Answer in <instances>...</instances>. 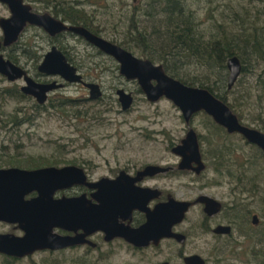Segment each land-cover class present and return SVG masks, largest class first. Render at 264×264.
<instances>
[{
    "label": "rangeland",
    "instance_id": "374dc122",
    "mask_svg": "<svg viewBox=\"0 0 264 264\" xmlns=\"http://www.w3.org/2000/svg\"><path fill=\"white\" fill-rule=\"evenodd\" d=\"M34 1L40 10L42 8L51 10L54 4L64 10H67V6H73L76 8L74 11L89 17L86 18L87 22L91 19L92 24L101 31L100 35L103 38L117 44L128 45L127 50L136 57L162 64L160 54L163 50L159 46L168 43L163 37L166 27L162 24L165 19L161 12L165 0ZM185 2L194 11V20L200 22L199 27L205 33L215 30L216 25H222L228 31H238L231 19L242 22L238 16L245 17V15L254 19L253 12L256 8L258 10L262 8L260 4L250 0H185ZM1 9L4 12L3 8ZM255 16L259 17L257 22L260 24L264 22V16L260 11H256ZM135 31L144 33L143 36L146 37L149 45H146L144 40L137 41L134 38ZM27 35L29 34L26 33L20 39L21 43L27 40ZM68 42L77 51L78 55L74 56L71 53V57L82 64L79 68L80 72L100 84L102 96L97 100H90L86 88L79 84H68L62 90L51 93L52 99L48 100L44 107L39 108L34 105L31 97L25 96L20 99L8 94L7 90L19 89L23 84L22 80L8 81L0 75L1 165L16 163L19 166H28L38 163L52 164L57 161L76 162L94 175L118 172L125 166L137 169L148 163L176 165L179 158L170 151V147L178 143L187 131V125L179 108L164 97L156 102L148 101L140 91L136 80H127L119 73L118 64L114 59L98 54L95 49L76 38H71ZM35 49L37 50V47ZM19 58L24 60L21 55ZM178 58L172 60L171 64L175 65L174 68L181 75L202 77L206 74L210 80H218L221 77L217 68L205 67L183 55ZM249 68L251 72L239 75L237 80L242 78L241 84H237L236 80L229 98L238 100L243 115L242 123L263 131L264 94L258 87L257 78L264 68V62L259 65L253 62V67L249 66ZM226 72L228 74V70ZM262 77L264 78L263 75ZM117 88L131 92L133 103L129 109L121 110L115 94ZM63 98H69L71 103L61 104ZM199 113L194 114L190 125L200 136L202 153L211 152V145L215 143L233 149L235 160L231 170L234 175L216 172L211 159L202 154L207 158V169L199 178L174 172L177 175L172 178H159L150 183L171 187L178 198H190L196 193H210L222 201H229L233 183L228 181V178L232 179L240 174L241 166H238V163L248 158L253 162L256 149L239 134H231L229 137L223 134L212 135L211 144L206 142L203 137L207 138L209 131L204 127L205 117ZM257 164L264 170L261 160H258ZM245 172L253 174V168H246ZM246 176L241 175L240 187L244 190L253 213L258 214L263 220L264 183L262 182L264 180L261 178L259 181L262 183L261 187L253 188ZM211 181L220 182L210 183ZM197 210V208L193 209L188 215L183 228L193 232L190 227L200 220ZM262 225L264 226L263 221ZM263 230L264 227L253 229L254 250L259 247L254 243L255 238ZM196 233L186 244L185 249L202 253L208 258L207 264H263L262 259L254 253L253 257L251 256V240L241 241L238 233H234L233 236L240 239L241 248L240 246L232 250L226 248L217 253L210 250L211 244L203 237L206 235ZM100 252L101 256H99ZM83 255L82 249L56 253L52 256L39 252L32 256V260L38 264L52 260L61 264H78L76 262L79 261L78 259H86V262L91 264H155L165 258H173L172 247L166 242L159 249L133 251L124 243L116 241L108 247L104 246L101 251L93 252V256L83 257ZM9 262L0 256V264H9ZM15 264H31V260L24 259Z\"/></svg>",
    "mask_w": 264,
    "mask_h": 264
},
{
    "label": "water",
    "instance_id": "95a60500",
    "mask_svg": "<svg viewBox=\"0 0 264 264\" xmlns=\"http://www.w3.org/2000/svg\"><path fill=\"white\" fill-rule=\"evenodd\" d=\"M2 1L7 2L12 11L11 18L0 20L5 41L15 39L21 24L25 21L41 26L49 33L59 31L76 33L116 60L119 64V73L127 80H136L148 101L156 102L164 97L177 106L187 125L184 137L171 148V152L181 158L178 163L179 169L190 168L198 173L205 167L200 153L197 132L190 125L194 114L200 111L209 115L227 133L241 135L246 142L256 145L264 152V132L241 123L231 108L207 88L187 85L170 76L162 64H155L147 58L136 57L121 46L94 35L83 26L67 25L54 20L47 13H28L29 6L21 5V0ZM18 7L25 9L26 14H22ZM20 21L21 24L16 28L14 23L17 22L18 24ZM226 66L228 69L227 88L230 89L241 73L242 64L238 56L232 55L227 59ZM39 70L47 74H59L68 82L82 83L89 90V99L101 95L99 84L84 82L82 77L75 72V68L67 63L64 56L57 52L55 48H52V51L45 55ZM0 74L8 81H16L22 78L25 84L21 87V92L35 97L39 103L45 101L47 92L59 86L55 83L35 82L25 69L5 59L1 54ZM115 93L121 110L129 109L133 103L131 92L125 91L123 88H117ZM192 163H194V166ZM168 170L169 167L167 166L149 164L139 171L138 175H153ZM121 173L123 174V171ZM77 174H82V169L75 166L62 168L49 166L34 170L15 167L0 168V183L2 185L0 219L7 222H17L18 226L24 231V234L20 237L9 234L0 235V253L13 257H24L37 250L60 249L80 244L83 241L84 235L60 236L53 232L54 228L75 230L77 227H81L86 233L101 229L106 233V238L121 236L132 243L134 242V244L146 245L149 239L157 242L159 237L169 235L168 228L170 224L179 222L189 205L187 202H179L178 211L174 212V217L166 226L164 221L160 222L157 219L162 209H154L149 213L152 215H148L147 222L138 229L116 228L114 222L119 206L113 205L110 211L105 209L110 217L108 226L106 224L102 225L101 220L98 218L100 210H96L84 197L52 199L53 191L65 183V185L73 183ZM36 182L49 183L52 186L48 192L43 187V193L39 197L31 201H23L22 196L26 189L17 192L19 186L28 183L35 184ZM11 183L18 186L15 192L11 189ZM115 188H111L113 192L116 190ZM118 195L123 197L122 193H118ZM114 196L115 193H113ZM12 199L18 201L17 211H11L10 208L6 207ZM262 202L264 205V198ZM254 217L256 219V216ZM193 259L202 263V260L197 256L189 258V260Z\"/></svg>",
    "mask_w": 264,
    "mask_h": 264
},
{
    "label": "flooded vegetation",
    "instance_id": "af4514ba",
    "mask_svg": "<svg viewBox=\"0 0 264 264\" xmlns=\"http://www.w3.org/2000/svg\"><path fill=\"white\" fill-rule=\"evenodd\" d=\"M29 2H32L29 3ZM36 1L34 0H21V5H27L29 8L27 9L28 13L35 14H49L54 20L61 21L67 25H75V26H83L88 31L103 38L100 34V30L98 31L97 27L92 24L91 19L87 22V16H82L80 12H77L80 16L75 15L78 23H73L66 16L65 10L59 6L54 4L51 10L42 8L40 10L39 6L36 5ZM4 12L2 11V9ZM45 9V10H44ZM76 9V8H75ZM18 10L21 11L22 14H26V10L22 7H18ZM12 16V11L7 2L0 0V20L1 19H9ZM77 16V17H76ZM84 23V24H83ZM21 24V21L17 24L14 23V26L18 28ZM27 40L24 43L20 42V39L26 34ZM69 38V39H68ZM71 38H76L78 40L83 41L87 46L96 50L98 54H105L98 47L89 43L84 37L70 32V31H59L54 33H49L44 30L41 26L36 24H31L28 21H25L21 24V28L18 31L15 39H9V41H5L4 31L2 26L0 25V54L5 58L10 60L12 63L18 65L19 67L26 70L27 74L37 83H55V85H59L58 87L52 89L47 92V97L43 103H39L35 97L24 94L27 97H31L34 101V105L36 107H44L48 100H51V93L55 91L62 90L68 84H79L87 89L82 83L78 82H68L59 74H47L43 71L39 70V66L42 63L45 55L52 51V48H55L57 52L64 56L67 63L75 68V72L82 77L84 82L88 83H97L92 81L89 76H84L79 70L82 67V64L71 57V53L74 56H77V51L75 47L72 46L68 40ZM105 39V38H103ZM108 40V39H105ZM110 41V40H108ZM115 43L114 41H110ZM43 43V45L41 44ZM117 44V43H115ZM46 45V47H44ZM119 45V44H117ZM121 46V45H119ZM37 47V50L35 49ZM122 47V46H121ZM123 48V47H122ZM125 49V48H124ZM127 50V49H126ZM18 55V56H17ZM24 59L23 61L19 58ZM87 55V53H86ZM109 56V55H107ZM91 57L93 55L91 54ZM109 58L113 59L111 56ZM116 61V60H115ZM117 62V61H116ZM118 64V63H117ZM95 65L99 66L97 63ZM119 68V64H118ZM1 75V74H0ZM22 80L23 84L19 87V91L21 92V87L25 84L22 78L18 79ZM99 84V83H97ZM100 86V84H99ZM101 95L97 98L90 100H97L102 96V88ZM140 89V88H139ZM88 90V89H87ZM117 90V89H116ZM115 90V92H116ZM141 91V89H140ZM22 93V92H21ZM116 94V93H115ZM89 96V90H88ZM89 98V97H88ZM118 101V99H117ZM51 104V102H50ZM259 130V129H258ZM262 131V130H260ZM263 132V131H262ZM236 134V133H232ZM198 136V135H197ZM199 140V136H198ZM180 142V141H179ZM178 142V143H179ZM178 143L172 145L171 148ZM200 145V153L202 160L204 162V169L200 172H195L193 169H179L178 163L181 160L179 156V161L176 165H161L169 167V170L166 172H160L153 175H144L139 176L138 173L141 171L146 165L153 164L148 163L137 169L125 166L120 169L118 172H111L103 175H94L86 168L79 166L76 162L65 163V161H57L52 164L38 163L35 165L28 166H19L16 163L9 164L7 166L1 165L0 168H20L26 170H34L40 169L44 167H56L62 168L65 166H75L82 169V174L75 175L74 182L65 185V181L63 186L56 188L53 191L52 199H62V198H82L84 197L86 201H89L90 204L94 206L96 210H100L98 218L101 220V224H106L108 226V221L110 217L108 216L107 211L112 208L111 206L117 205L118 213L115 218L116 228H124L128 227L130 229H138L142 227L148 219V215L154 209H162L159 213L157 219L162 222L164 221L165 226L169 224L170 220L174 217L175 213L178 211V203L179 202H187L189 203L187 209L183 213V217L179 222L171 223L169 226V235H163L159 237L157 242H153V239H149L148 244L146 245H137L134 242H130L121 236H112L106 238V233L97 229L95 231L86 233L85 230L81 227H77L75 230H66L62 228H54L53 232L60 236H75V235H84L82 238V243L76 244L73 246L63 247L60 249H43L37 250L30 255L24 257H13L0 253L6 262L9 264H15L18 261H22L24 259L31 260V264H38L37 262L32 260V256L35 253L45 252L50 256L56 253H63L65 251L74 250V249H82L84 250L83 257L93 256L92 253L96 251H101L104 246H109L114 242L118 241L124 243L128 248L133 251H143L148 248L159 249L163 243H169V247H172L173 258H165L156 262L155 264H207L208 258L204 256L200 252L196 251H187L185 246L188 242H190L191 237L194 234H203V236L208 242L211 244L210 250H214L213 252H221L224 249L232 250L233 248H241V242L238 237H234V233H238L239 237H241V241L248 242V240L252 242V247L250 249L251 256L253 257V229L256 230L259 227H264L262 225V221L264 223V205L262 217L263 220L259 217L258 214L253 213L252 209L249 206V202L247 200V196L244 194V190L240 187L241 185V175L238 174L236 177L230 179L228 181L233 183V187L230 188V198L229 201H222L217 197L211 195L210 193H196L193 197L190 198H178L174 193L171 187H162L159 184L150 183V181L158 180L159 178H172L177 174H189L190 176H194V178H199L201 173L207 169V162L205 157H203V153L201 151ZM174 154V153H173ZM175 155V154H174ZM15 162V160H14ZM160 165V164H153ZM194 166V163H192ZM123 171V174L121 173ZM176 172V173H174ZM229 175H234L228 173ZM220 181H211L210 183H219ZM52 185L44 182H36L35 184H21L18 186L17 184L11 183V189L15 192L19 190L26 189V192L22 196L23 201H31L37 197H39L43 193V187L45 191L48 192L49 188ZM116 187L113 192L111 188ZM1 191L2 185L0 183V210H1ZM113 193L115 196L113 197ZM118 193H122L123 197L118 195ZM203 197V198H202ZM17 200L12 199L6 207L10 208L11 211H17ZM143 207V209H142ZM198 209L199 213V222L190 227L193 230L190 231L187 228H183V224L188 220V215L191 214L193 209ZM112 211V210H111ZM158 212V211H157ZM173 212V214H172ZM175 212V213H174ZM155 213V212H154ZM256 216V219L255 217ZM109 217V218H108ZM111 225V223H110ZM166 228V227H165ZM152 232V231H151ZM159 232V231H158ZM112 233V232H111ZM13 235V236H22L24 231L18 226L17 222H7L0 219V235ZM201 238V236H199ZM156 239V238H155ZM256 239V238H255ZM137 240V239H134ZM139 240V239H138ZM140 244V243H139ZM238 248V249H239ZM237 249V250H238ZM102 253L100 252L101 256ZM197 256L202 260V263H199L197 260H189V258ZM98 259V258H94ZM76 261L78 264H91L86 262V259H78ZM178 260V261H177ZM45 264H61L59 261L52 260L51 262H46ZM264 264V263H263Z\"/></svg>",
    "mask_w": 264,
    "mask_h": 264
},
{
    "label": "trees",
    "instance_id": "16d2710c",
    "mask_svg": "<svg viewBox=\"0 0 264 264\" xmlns=\"http://www.w3.org/2000/svg\"><path fill=\"white\" fill-rule=\"evenodd\" d=\"M250 1L261 5L262 8L259 10L256 8V11H260L261 15L264 16V0ZM66 8V16L71 22L78 23L80 20L75 19V15L80 16L77 13L78 11H74L75 8L73 6H67ZM256 11L253 12L254 19H250L248 15H245V17L237 15L242 22L231 19V22L236 26V30L238 31H228L222 25H216L214 26L216 31L210 30L205 33L199 27L200 22H196L194 20V11L189 8L185 0H165L161 9L165 19L162 24L166 27L163 37L165 40H168L167 45L166 43H163L159 46L163 50L162 54H160V62L162 63L165 71L170 76L187 85L207 88L231 108L241 123L243 115L239 109V102L236 98L233 100H230L229 98L233 88H227L228 74H226V70L228 69L226 61L232 55L238 56L242 64V74H248L251 72L249 66L253 67V62H257V65L264 62V22L261 24L257 22L259 17L255 16ZM143 34L144 33L142 32L135 31L134 38L137 41L144 40L145 44L149 45ZM165 40L162 41L164 42ZM118 44L125 49L129 48L128 45L124 43ZM180 55L194 59L205 67L209 66L213 67V69L217 68L222 78L219 77L218 80H210L206 74L202 77L181 75L180 72L174 68L175 65L171 64V61L180 57ZM262 75L264 76V68L257 78L258 87L264 94V78ZM241 80L242 78H239V80H237V84H241ZM7 92L8 94L17 96L20 99L25 97V95L16 88L7 90ZM60 103L70 104L71 100L69 98H63ZM200 113L205 117V121L203 122L204 127L209 131L207 138L203 137L206 142L211 144L210 140L212 139L210 137L212 135L223 134L226 137L231 135L227 133L222 126L215 123L205 112L200 111ZM245 125L250 126L248 124ZM242 139L244 140L243 137ZM251 145L256 149L253 162H251L250 158H248L246 161L238 163V166H241L239 173L242 176L247 175L246 178L249 179L250 183H252L253 188H256L257 186L261 187L262 183H264H259L261 178L264 180V170L258 167L259 164H257L258 160H261V164L264 166V162L262 161L264 160V158L262 159V157H264V152L256 145ZM211 150L212 151L208 154L203 155L211 159V164L215 171L219 173L225 172L233 174L231 170L235 160V158L233 159V156L235 155L233 149L230 150L226 145H219L215 143L211 145ZM246 168H253V174H247L245 172ZM253 191H255V189H253ZM254 243L260 248L258 247L256 250L253 249V253L259 257V259H262V262L264 263V230L257 235Z\"/></svg>",
    "mask_w": 264,
    "mask_h": 264
}]
</instances>
